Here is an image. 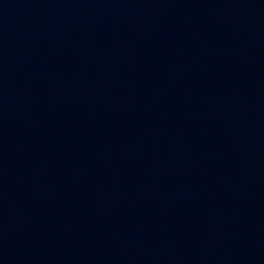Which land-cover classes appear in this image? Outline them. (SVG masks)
Segmentation results:
<instances>
[{
	"label": "water",
	"instance_id": "95a60500",
	"mask_svg": "<svg viewBox=\"0 0 264 264\" xmlns=\"http://www.w3.org/2000/svg\"><path fill=\"white\" fill-rule=\"evenodd\" d=\"M0 264H264V0H0Z\"/></svg>",
	"mask_w": 264,
	"mask_h": 264
}]
</instances>
